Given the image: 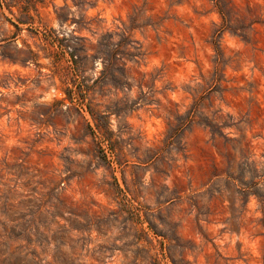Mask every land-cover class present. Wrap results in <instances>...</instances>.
<instances>
[{
    "label": "rangeland",
    "instance_id": "374dc122",
    "mask_svg": "<svg viewBox=\"0 0 264 264\" xmlns=\"http://www.w3.org/2000/svg\"><path fill=\"white\" fill-rule=\"evenodd\" d=\"M0 264H264V0H0Z\"/></svg>",
    "mask_w": 264,
    "mask_h": 264
}]
</instances>
